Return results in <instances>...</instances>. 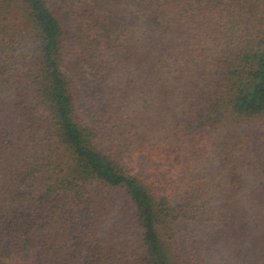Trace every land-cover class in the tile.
I'll return each instance as SVG.
<instances>
[{
    "label": "trees",
    "instance_id": "1",
    "mask_svg": "<svg viewBox=\"0 0 264 264\" xmlns=\"http://www.w3.org/2000/svg\"><path fill=\"white\" fill-rule=\"evenodd\" d=\"M0 264H264V0H0Z\"/></svg>",
    "mask_w": 264,
    "mask_h": 264
},
{
    "label": "rangeland",
    "instance_id": "2",
    "mask_svg": "<svg viewBox=\"0 0 264 264\" xmlns=\"http://www.w3.org/2000/svg\"><path fill=\"white\" fill-rule=\"evenodd\" d=\"M53 5L58 10H61V8H62L60 5H58V3H56V1L53 2ZM133 11H134V9H133ZM61 16H62L64 22L67 24V27H68V29L70 31V36L69 37L72 38L71 32L73 30V27L71 28V24L72 23L69 21L70 20V17L65 12H63V13L61 12ZM136 17H137V14H134L133 15V21L136 20ZM81 91H82V94H81V98H80V100H81V103L80 104H81L82 115L88 117V115L90 114L91 107L93 105H95L99 101V99H100V95H99L100 92L98 90H96V89H86V88L81 89ZM144 165H146V164H144ZM144 165H143V168H145ZM120 201H122V200L120 199ZM181 228L182 229H185V231L187 230L186 232L192 231L195 234L200 229L206 230L205 227H203V226L200 227V226H197V225L195 227L182 226ZM206 231H208V229ZM208 233H210V231Z\"/></svg>",
    "mask_w": 264,
    "mask_h": 264
}]
</instances>
